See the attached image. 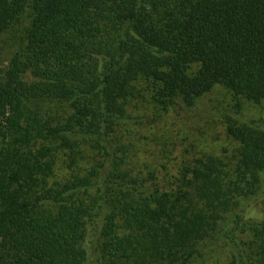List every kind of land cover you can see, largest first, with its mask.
<instances>
[{
  "label": "trees",
  "instance_id": "16d2710c",
  "mask_svg": "<svg viewBox=\"0 0 264 264\" xmlns=\"http://www.w3.org/2000/svg\"><path fill=\"white\" fill-rule=\"evenodd\" d=\"M3 36L0 264H198L219 246L264 264V118L241 104L264 106V0H0ZM216 87L237 101L229 162L168 180L135 162L131 113Z\"/></svg>",
  "mask_w": 264,
  "mask_h": 264
},
{
  "label": "rangeland",
  "instance_id": "374dc122",
  "mask_svg": "<svg viewBox=\"0 0 264 264\" xmlns=\"http://www.w3.org/2000/svg\"><path fill=\"white\" fill-rule=\"evenodd\" d=\"M11 44H18L12 36L0 37L1 49H9ZM236 103L228 91L216 87L200 99L193 109L177 105L161 118L152 117L150 105H143L140 111L131 113L141 115L143 119L141 125L133 128L134 138L140 140L135 162L156 171L159 177H166V180L175 174L182 163L198 155H212L229 162L237 145L226 134L227 120L221 112L233 111ZM241 104L243 116L264 118V106H256L245 100ZM156 137L160 140L159 144L152 142ZM229 262L228 250L219 246L207 250L198 264Z\"/></svg>",
  "mask_w": 264,
  "mask_h": 264
}]
</instances>
